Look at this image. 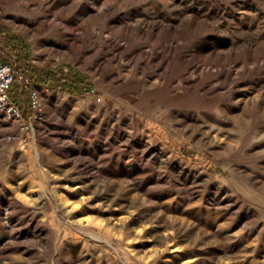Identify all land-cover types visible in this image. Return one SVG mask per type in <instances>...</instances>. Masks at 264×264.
Segmentation results:
<instances>
[{
	"label": "rangeland",
	"instance_id": "1",
	"mask_svg": "<svg viewBox=\"0 0 264 264\" xmlns=\"http://www.w3.org/2000/svg\"><path fill=\"white\" fill-rule=\"evenodd\" d=\"M60 1L0 0L56 72L0 114V264H264V0Z\"/></svg>",
	"mask_w": 264,
	"mask_h": 264
},
{
	"label": "built area",
	"instance_id": "2",
	"mask_svg": "<svg viewBox=\"0 0 264 264\" xmlns=\"http://www.w3.org/2000/svg\"><path fill=\"white\" fill-rule=\"evenodd\" d=\"M17 76L16 67L8 63H0V114L8 121L24 124L26 123L23 113L18 105L10 98V89ZM20 88H30V107L34 114L42 111L41 95L38 90H32L34 84L28 79L19 78Z\"/></svg>",
	"mask_w": 264,
	"mask_h": 264
},
{
	"label": "trees",
	"instance_id": "3",
	"mask_svg": "<svg viewBox=\"0 0 264 264\" xmlns=\"http://www.w3.org/2000/svg\"><path fill=\"white\" fill-rule=\"evenodd\" d=\"M10 44V46H12V49H16V46L19 45L17 49L18 51H20V53L18 54V58H16L15 64H10L15 66L17 70V76L15 77L10 89V96L16 102L19 96V92L18 90H16V86H14V83L18 82L20 77L23 79H28L34 85L47 87L56 79V72H54L50 68H39L33 65L30 61L29 47L26 44H23L20 39L12 37L10 39ZM0 63L3 62L0 61ZM73 84L76 85L75 88L69 86L67 87V89H69L71 93L79 92V89L77 88L78 81L75 80ZM85 91H87L86 88Z\"/></svg>",
	"mask_w": 264,
	"mask_h": 264
},
{
	"label": "bare ground",
	"instance_id": "4",
	"mask_svg": "<svg viewBox=\"0 0 264 264\" xmlns=\"http://www.w3.org/2000/svg\"><path fill=\"white\" fill-rule=\"evenodd\" d=\"M59 1H60V0H59ZM61 1H62V0H61ZM61 1H60V2H61ZM113 1H119V0H113ZM80 4H81V3L78 2V3H76V4L74 5V7H75V8H78V7H80ZM104 7H105L106 11H108V9H110L111 6L108 5V4H104ZM110 14H112V13H110ZM44 24H45V23H44ZM39 26H40V25H39ZM43 26H44V25H43ZM138 26H139V25H138ZM121 27H122V26H121ZM40 29H41V28H40ZM123 29H124V28H123ZM68 30H69V29H68ZM48 34H49V33H48ZM57 36H58V35H57ZM62 36H63V35H62ZM70 36H71V35H70ZM73 36H74V35H73ZM64 37H65V36H64ZM91 37H93V36H91ZM91 37H90V38H91ZM99 37H100V36H99ZM88 38H89V37H88ZM90 38H89V39H90ZM101 38H102V37H101ZM73 39L76 40L77 38H76V37H73ZM69 40H70V39H69ZM102 40H103V39H102ZM102 42H103V41H102ZM106 42H107V41H106ZM99 44H100V43H99ZM103 45H104V44H103ZM115 46L117 47L118 45L116 44ZM106 47H107V46H106ZM112 47H113V46H112ZM113 48H114V47H113ZM101 52H102V51H101ZM153 54H154V53H153ZM145 55H146V56H148V55L153 56L152 54H149V53H145ZM114 57H115V56H114ZM134 58H135V57H134ZM113 59H114V58H113ZM97 64H98V63H97Z\"/></svg>",
	"mask_w": 264,
	"mask_h": 264
}]
</instances>
